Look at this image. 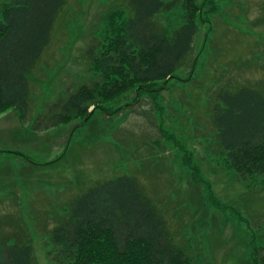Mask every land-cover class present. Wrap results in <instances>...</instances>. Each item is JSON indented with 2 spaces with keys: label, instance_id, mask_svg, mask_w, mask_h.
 <instances>
[{
  "label": "rangeland",
  "instance_id": "rangeland-1",
  "mask_svg": "<svg viewBox=\"0 0 264 264\" xmlns=\"http://www.w3.org/2000/svg\"><path fill=\"white\" fill-rule=\"evenodd\" d=\"M127 1L67 0L27 77L24 115L0 113V236L24 228L35 264H60L49 239L55 213L94 182L127 173L167 206L169 230L198 264H264V176L233 173L208 109L216 78L264 85V0H212L215 13L199 23L196 65L179 69L181 79L156 97L145 92L120 110L135 98L129 91L104 110L91 107L92 122L32 128L56 97L99 78L91 61L103 19L115 9L129 12ZM172 14L158 18L182 21L180 8ZM91 47L96 53L88 55ZM224 66L234 68L223 73ZM190 70L193 79L184 80Z\"/></svg>",
  "mask_w": 264,
  "mask_h": 264
},
{
  "label": "trees",
  "instance_id": "trees-1",
  "mask_svg": "<svg viewBox=\"0 0 264 264\" xmlns=\"http://www.w3.org/2000/svg\"><path fill=\"white\" fill-rule=\"evenodd\" d=\"M66 1L0 0V113L12 108L24 115L27 77L48 44L55 17ZM211 3L128 0L125 6L130 7L129 12L120 8L105 15L97 53L94 47L88 49V55L96 53L91 63L99 78L56 97L43 118L36 115L32 128L76 119L92 122L97 109L93 113L91 107L104 110V102L115 101L129 91L135 92V98L120 110L145 92L156 97L172 81L181 79L179 69L196 65L193 50L199 23L205 20L203 15L215 13ZM176 8L182 11L180 23L172 25L158 18L161 13L173 15ZM211 19H207L208 25H212ZM250 61L239 63V68ZM233 68L225 67L223 73H231ZM191 72L184 80L193 79ZM216 82L209 88L213 102L208 109L220 151L239 179L261 178L264 85L260 81L240 83L237 78H216ZM166 207L159 206L158 199L147 193L134 174L96 181L55 213L49 234L53 259L60 264H198L197 256L179 245L169 230ZM35 262L24 228L0 236V264Z\"/></svg>",
  "mask_w": 264,
  "mask_h": 264
}]
</instances>
